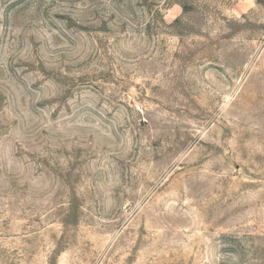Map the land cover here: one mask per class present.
Instances as JSON below:
<instances>
[{"label":"rangeland","instance_id":"1","mask_svg":"<svg viewBox=\"0 0 264 264\" xmlns=\"http://www.w3.org/2000/svg\"><path fill=\"white\" fill-rule=\"evenodd\" d=\"M0 264H264V0H0Z\"/></svg>","mask_w":264,"mask_h":264}]
</instances>
